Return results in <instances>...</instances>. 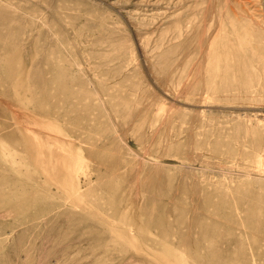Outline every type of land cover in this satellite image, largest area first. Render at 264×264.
<instances>
[{"label":"rangeland","instance_id":"obj_1","mask_svg":"<svg viewBox=\"0 0 264 264\" xmlns=\"http://www.w3.org/2000/svg\"><path fill=\"white\" fill-rule=\"evenodd\" d=\"M0 264H264V0H0Z\"/></svg>","mask_w":264,"mask_h":264}]
</instances>
